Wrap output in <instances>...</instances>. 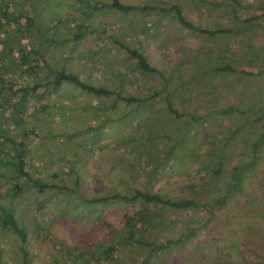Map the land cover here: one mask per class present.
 <instances>
[{
    "label": "rangeland",
    "instance_id": "1",
    "mask_svg": "<svg viewBox=\"0 0 264 264\" xmlns=\"http://www.w3.org/2000/svg\"><path fill=\"white\" fill-rule=\"evenodd\" d=\"M110 1L0 0V9L16 16L15 22L0 25V35L11 42L8 50L0 42V58L8 62L0 61V69L9 66L4 78L16 81L14 89L32 82L9 62H21L17 48L25 43V50L39 51L41 82L65 65L86 82L146 99L136 106L64 81L35 90L29 85L22 116L0 108V135L18 136L23 128H33L37 134H27L25 161L44 181L65 186L40 191L20 175L12 182L21 189L8 191L3 172L10 175L14 169L9 155H0V201L27 231L30 264H68V247L99 250L101 244L116 242V235H125L126 215L135 217L139 210L159 215L158 226L152 220L142 231L150 240L163 241L168 229L175 233L198 226L186 242L162 248L158 256L151 253L147 264H183L188 258L192 264H218L222 254L228 264H264V138L252 152V143L264 133V0H121L153 7L127 12L110 7ZM174 2L193 23L233 32L210 36L182 26L173 12L160 11ZM256 14L261 17L245 20ZM250 23L259 24L246 31L242 26ZM114 40L137 48L155 70H143ZM223 64L235 71L214 70ZM1 91L4 96L7 90ZM166 96L179 114L167 108ZM228 106L230 111L222 114ZM197 116L202 119L194 121ZM13 118L23 123L15 125ZM217 159L227 160L223 173L215 176L206 166ZM243 162L244 179L230 194L233 201L215 208L207 225L202 224L204 213L159 203L148 207L138 198L82 201V194H131L147 186L173 197L197 198L201 192L209 197L208 189L224 191L228 169ZM71 163L87 181L84 192L74 184L77 170H69ZM140 225L136 222V230ZM19 241L12 230L0 227V264H22ZM138 246H127L122 264H143L148 247ZM208 251L216 256L214 262L207 259Z\"/></svg>",
    "mask_w": 264,
    "mask_h": 264
},
{
    "label": "trees",
    "instance_id": "2",
    "mask_svg": "<svg viewBox=\"0 0 264 264\" xmlns=\"http://www.w3.org/2000/svg\"><path fill=\"white\" fill-rule=\"evenodd\" d=\"M238 0H234V2H237ZM110 7H115L116 9H119L121 11H131L136 8H140L142 10H150L153 9L151 5H142L138 6L137 4H126L123 3L121 0H111L109 3ZM234 5V3H232ZM160 11H170L173 12V16L179 21V23L188 28V29H193L198 31L199 33L205 34V35H215L217 33H224V32H233L231 28L229 27H203L199 24L193 23L190 19H188L183 13H182V8L180 7L179 4L177 3H172L170 6L166 7H160ZM233 13L235 10H231ZM236 14V13H235ZM239 16L237 15V18ZM258 17H261L259 14H256L255 16L248 17L245 20L247 22H250L252 20L258 19ZM9 21H16V16H14L12 13L7 11V8L0 9V25L5 24L6 22ZM259 23H250V26L245 25L242 27L246 28V31H250L254 29V25H257ZM236 32L240 33L239 28L235 30ZM81 32L76 34L77 37H81ZM115 42L117 40H114ZM0 42L5 44V47L10 46L11 48V43L9 40L6 39V37H3L0 35ZM119 46L121 48H124L128 53L132 54L137 62V64L143 69V70H155V68L148 63L146 57L143 55L141 51H139L137 48H131L126 43L118 42ZM27 48V44L21 43L18 46V52H20V61L21 62H15V60H9L10 63H12V66H17L20 68V73H22L23 77L24 76H29L32 78V82H28L27 80L24 81V83L20 86H18L16 89L14 87L16 86V81H10L6 82L5 80V74L10 70L8 68L9 66H4L3 69H0V94H2L3 89L7 90L5 91L6 94L0 95V108L3 107L5 110L12 109L13 111L15 110V113L18 114L19 116H22V109L25 103L27 102L28 98V92L29 88L32 85L34 90L37 87L40 88H45L47 86H52V87H57L64 81L74 84L76 86H79L82 89H85L87 91L93 92L98 95H112L115 94L116 97L119 99H122L126 103H134L136 106H138V103L144 102L146 99L142 97H136V96H124L119 92H114L113 90L106 88L104 86H97L95 84H91L89 82H86L84 79L80 78L77 74H75V71L71 72L69 70H66L64 66H62L60 69L56 70L55 75L52 78L46 79L44 82H41L40 78L36 74L37 68H40V63H38L36 60L39 55V51L34 50V47H30L28 50H25ZM8 50V49H7ZM12 50V49H11ZM9 56V54H8ZM7 60V59H6ZM4 61L3 59L0 58V61L4 62V64H7V61ZM26 63L24 66L23 64ZM214 70L219 71V72H232L235 71V68L226 64L223 65H218L214 66ZM243 72L247 73V71ZM22 78V77H21ZM6 82V83H5ZM30 85V86H29ZM20 92L18 99L15 98V95H17V92ZM40 93V92H39ZM39 97L40 94H39ZM167 100V108L174 112L175 114H179L177 108L172 104V102L168 99L169 96L165 97ZM221 113H227L230 111V106L227 108H222ZM14 115V114H13ZM12 115V116H13ZM262 116L255 117V119H260ZM202 117L197 116L194 117L193 120H201ZM13 122L16 124L23 123V119H16L13 118ZM14 125V126H15ZM238 128H235V131H237ZM28 133H36L33 128L27 129L23 128L22 132L18 133V136L14 133L13 136H6L4 138L2 135H0V155L5 154L9 155V159L11 162V165L13 166V173L10 175H7L5 171L3 172L4 177L7 178L9 181L8 183L10 186L7 187V190L9 191H16L21 189L20 186L16 182H12L14 179H17L20 175L26 177V181H29L32 186L37 187L40 191L45 188V187H59V188H64L65 186L63 184H58L55 182H50V181H44L43 178L40 177L39 171L35 169L32 164L27 163L26 156L28 154V149L26 148L28 145V139H27V134ZM37 134V133H36ZM21 136V137H20ZM19 138V139H18ZM264 138V133L260 134V137L252 143V152H254V147L258 146V143H261V140ZM7 143L11 144L10 150H8ZM78 155V153L76 152ZM50 161L55 160L54 158H47ZM227 159H217V164L212 166L210 164L209 166H206V169L208 172H211L212 175H220V173H223L224 171V166H225V161ZM246 162H243L241 164H233L228 170L229 177H230V183H227L226 186H224V191L221 193L219 190L217 192H212L210 189L207 190L206 194H213L207 197L206 195L204 196V192L200 194L199 197H173L168 194H163L159 190L155 189H149L148 186L144 187V189L141 188H135L134 192L131 194H121L119 192H114L109 195L105 196H93L90 198H86L84 194H82V201H85L86 203H103L109 198H117L121 197L123 199L127 200H133V199H140V202L143 203L144 206L149 204H161L163 208L167 207H172L174 210H195L196 212H201L205 214L204 221L202 222L203 225H207L208 222L211 220V217L215 213V208L219 209L220 207H223L228 203V201H233L231 200V195L233 190H236V187L240 185V181L244 179L243 174L245 169H242L244 167ZM254 163L255 162H251ZM73 164V163H71ZM76 164L70 165L69 170L75 173V170L77 172L74 175V184L76 188L84 192V190L87 187V181L85 179H81L80 175L78 174V169L75 167ZM31 168V170L29 169ZM52 177L56 176V173L51 174ZM205 184L210 183V182H204ZM28 184V183H27ZM204 184V185H205ZM205 188V187H204ZM203 191V190H202ZM215 193L218 195L215 196ZM206 210L210 214L209 217L206 216ZM152 213V214H151ZM201 215V214H200ZM212 215V216H211ZM156 216V217H155ZM155 217V218H154ZM159 215L157 212H152L148 211L146 213H142V210H139L136 212L135 217L131 215H126L125 217V222H124V228H125V235H116V242H110L107 244H101V249L99 250H91L90 248H86L84 250H77L74 247H68L67 251L69 254V257L71 258L72 262H69L68 264H77L78 262L76 261L78 257L80 258L79 261H82V264H94V261H96L95 264H122L121 260L123 259V256H125V251L128 249L127 246H131V243L136 244L137 246H146L148 247L147 254L144 256L142 262L143 264L149 263V257L151 253H156L157 251L162 249V248H168L171 245L175 244H182L189 240L192 236L196 234V229L198 226H185L183 230L175 232V233H170L168 229V236L165 237L163 241H155V240H150L146 236H144L143 232L144 230H148V227L153 225V221H156L159 223L160 218H158ZM203 220V219H202ZM136 222L141 223L140 229L136 230ZM194 223V222H193ZM158 226V225H157ZM0 227L3 229H9L12 230L20 239L19 241V249L22 252V257H23V262L22 264H30L29 262V236L27 234V231L25 228L21 227L18 225L16 222L14 216L11 213V208H9L8 204L5 202L0 201ZM142 227V228H141ZM143 231V232H142ZM138 246V247H139ZM204 247V246H203ZM207 247V246H205ZM204 247V248H205ZM207 259L209 256V260L211 259L212 262H214L216 259V256L212 254V251L206 254ZM160 256V254H159ZM227 257L226 255L222 254V256H219L218 259H216V263L218 264H228V260H226ZM214 260V261H213ZM190 261V262H189ZM196 261V260H195ZM208 261V260H207ZM64 262V261H63ZM186 262V263H185ZM194 261L190 260L188 258L186 261L184 260L183 264H189L193 263ZM198 264L201 262L199 260L196 261ZM195 263V262H194ZM56 264H63L57 262ZM126 264V263H124ZM209 264V262H208Z\"/></svg>",
    "mask_w": 264,
    "mask_h": 264
}]
</instances>
